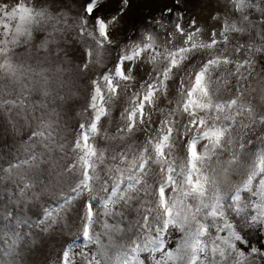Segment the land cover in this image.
I'll return each instance as SVG.
<instances>
[{
    "label": "snow or ice",
    "instance_id": "6c2138e0",
    "mask_svg": "<svg viewBox=\"0 0 264 264\" xmlns=\"http://www.w3.org/2000/svg\"><path fill=\"white\" fill-rule=\"evenodd\" d=\"M186 2L173 0L175 7L160 14L175 17L167 24L162 18L145 19L141 38L120 45L111 67H104L91 78L86 107L93 115L78 126L80 131L72 148L75 159L61 167L65 176L78 172L79 177L70 185L62 203L45 206L38 213L37 227L54 232L79 201L82 235L89 242L95 239L99 243L91 230L99 215L95 201L103 194V215L115 220H106L105 229L114 235L132 228L136 238L129 241L131 247L114 262L105 261L100 250L96 256L90 250H82L77 256L69 249L62 250L57 264H184L189 251L191 259L187 264H264V244L253 246L251 237L253 230H264V112H256L246 99V93L251 91L246 81L254 72L251 57L236 60L226 50L229 43L235 45L236 56L249 49L242 42L229 39L230 34H239L242 28L229 24L217 12L212 17L219 22V30L213 27L208 39H201L203 29L194 17L186 20L181 10V4ZM230 2L242 9L247 0ZM131 7V0H122L116 14L100 16L101 0H86L78 32L93 40L95 48L83 50L79 66L82 71L87 72L93 63L102 65L106 51L117 43L113 32L122 27L121 19ZM0 13V25L4 16L11 19L19 13L16 18L21 24L15 35L31 39L27 25L35 24L45 10L37 12L19 4L13 13L3 8ZM261 15L264 16V8ZM131 27L135 29V23ZM9 35L0 37V55L9 42H17L15 38L9 41ZM52 35L54 32L49 33ZM177 36L181 37L179 44ZM53 42L42 39L39 48L47 51ZM145 64L150 70L138 79L137 72ZM241 81H245L243 88ZM43 94H50L46 85ZM0 97V104L10 110L17 129L30 127L34 119H40L31 135L39 138L38 143L51 142L64 150V144L57 143L53 135L52 118H36V106L25 103L22 96L8 98L0 92ZM260 97L264 100V88ZM117 104L119 120L110 134L103 131L101 121L111 120ZM141 132L142 142L136 139ZM99 135L109 147L97 146L95 139ZM27 150L31 159L21 161L6 173L21 180L19 192L14 194L21 208L29 198L35 199L28 171L39 163V153L33 151L31 144ZM249 158L251 164L244 179L232 185L230 177L236 174L241 161ZM206 169H211L210 174H205ZM169 192L173 194L171 198ZM126 210L138 213L134 224L124 226ZM4 214L15 219L7 208ZM170 231L182 234L175 246H169Z\"/></svg>",
    "mask_w": 264,
    "mask_h": 264
},
{
    "label": "rangeland",
    "instance_id": "374dc122",
    "mask_svg": "<svg viewBox=\"0 0 264 264\" xmlns=\"http://www.w3.org/2000/svg\"><path fill=\"white\" fill-rule=\"evenodd\" d=\"M33 8L42 6L49 16L51 28L42 30V35L31 31V39L26 35L16 36V27L21 22L16 16L13 19L3 17L0 25V37L9 33V41L15 38L16 43L6 46L7 50L0 55V92L4 97L22 96L25 103L36 106L35 117L52 118L55 123L53 133L57 143L64 144V150H60L49 142L47 145L38 143V137H33L31 132L41 123L40 119H34L31 126L22 130L14 126L10 116V110L0 104V264H57L58 256L62 250H73L77 247L95 246L90 250L94 256L101 251L105 261H115L123 256L127 247H131L130 240H135V233L132 228L128 231L110 234L105 229V221L114 223L113 218H106L103 215V194H100L95 201V208L99 215L95 218L92 226V234L99 238L92 242L82 235L81 225V202L73 204L66 219L56 228L54 232L41 231L37 225L40 223L38 213L45 207H54L62 198L69 194L70 185L78 179L79 173L67 177L61 172L63 164L73 161V141L79 133V125L87 123L93 112L88 105L90 93L89 82L94 75H99L104 67H111L116 59L120 45L139 40L140 33L145 29V19H163L167 24L168 20L175 17H161L160 14L166 8L175 7L173 0H131L132 7L121 19V28L113 32V39L116 45L106 51L102 65L93 63L87 72L80 69L83 61V50L86 47L95 48V42L87 36H81L78 32L80 19L83 16L82 6L86 0H29ZM102 8L98 13L100 16L114 15L122 6V0H101ZM35 6V7H34ZM35 8V9H36ZM264 5L261 0H247L242 9H238L230 0H187L181 4V10L185 13V19L195 18L199 27L203 29L201 39H208V34L213 27L219 30V22L212 17L213 12L227 18L229 24H235L242 28V32L229 36L230 40L242 42L248 52H241L235 55V45L229 43L227 52L233 55L236 60H243L246 56L251 57L254 72L247 79V86L251 89L246 93L247 102L251 103L256 112H264V100L260 97L261 88H264V16L261 10ZM179 11V10H178ZM244 17L248 19L245 20ZM135 23L136 28L131 25ZM91 26V22L89 27ZM22 29L23 26L21 25ZM151 30V29H150ZM171 31V28H168ZM54 35L49 36V33ZM163 35V34H161ZM39 36V37H38ZM38 38V39H37ZM48 38L55 42L50 43L47 51L39 48L42 39ZM181 37L177 36L176 43L179 44ZM221 47L220 45L217 46ZM260 49L257 51L256 49ZM57 49L59 53L57 54ZM141 71L137 77L142 78L146 71L150 70L149 65H141ZM46 78V80H45ZM47 86L50 94H43V87ZM245 86L244 84L241 88ZM227 95V93H224ZM2 98V97H0ZM44 105L45 107H41ZM120 105L117 104L111 120L102 119L103 131L113 133L119 120ZM158 119V117H154ZM137 141H143L144 134L137 133ZM98 147H109L103 135L95 139ZM33 146V151L39 153V163L28 171L32 178L33 192L35 199L29 198L23 208L15 201L14 194H18L21 180L18 177L6 175L10 168H15L21 161L31 159V153L27 145ZM182 155V154H181ZM251 164V158L241 161L236 174L230 177L232 185L244 179L247 167ZM214 166V165H213ZM25 171V169H21ZM211 169H206L205 174H210ZM182 179V177H180ZM125 185H122L124 187ZM211 194V187L209 189ZM173 194L168 193L169 198ZM179 195V194H177ZM259 199V197H256ZM13 203L16 207L13 208ZM31 206V210H29ZM7 208L12 215H5ZM143 211V210H141ZM255 212V209H252ZM138 218L136 211L125 212V225L129 222L135 223ZM238 219V218H237ZM14 233L16 235H14ZM19 235L20 239H16ZM252 244H264V230L251 233ZM182 238L180 237L177 242ZM174 235L168 233L169 246L173 245ZM176 242V243H177ZM130 255V253H129ZM184 264L191 259L190 251L185 253ZM170 264H178L177 261H170Z\"/></svg>",
    "mask_w": 264,
    "mask_h": 264
},
{
    "label": "bare ground",
    "instance_id": "6f19581e",
    "mask_svg": "<svg viewBox=\"0 0 264 264\" xmlns=\"http://www.w3.org/2000/svg\"><path fill=\"white\" fill-rule=\"evenodd\" d=\"M5 4H7L6 8L4 7ZM19 4H26L27 6L33 8L32 4H31V2L29 0H0V8H3L4 11H6L8 13H13L14 9H16ZM35 10L37 12H39V11L45 10V9H43L42 6H38ZM0 15H2V13H0ZM6 19L11 20V19H13V17L11 19L9 17H7ZM50 28H51V25H50V21H49V16L47 15L46 11H45V15L44 16L37 17L35 24L27 25V30L32 31L35 34L39 33L40 36L43 33L42 30H46L47 31Z\"/></svg>",
    "mask_w": 264,
    "mask_h": 264
},
{
    "label": "trees",
    "instance_id": "16d2710c",
    "mask_svg": "<svg viewBox=\"0 0 264 264\" xmlns=\"http://www.w3.org/2000/svg\"><path fill=\"white\" fill-rule=\"evenodd\" d=\"M243 84H244V81H241V87L243 86ZM229 203H231V201H229ZM213 231H214V229H213ZM171 232L174 235V239H173V245H174V244H176L177 240L179 239L180 233L177 232V231H171ZM94 246H95L94 244H91V245H89L87 247H83V248L82 247H77V248H74L73 250L77 253V256H78L80 251H82V250H84V251L91 250Z\"/></svg>",
    "mask_w": 264,
    "mask_h": 264
}]
</instances>
